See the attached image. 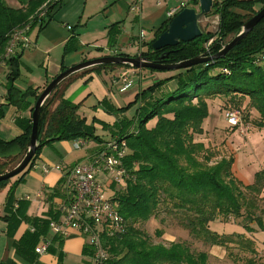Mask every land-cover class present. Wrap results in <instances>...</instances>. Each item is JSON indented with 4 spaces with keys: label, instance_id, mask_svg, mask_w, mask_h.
I'll return each instance as SVG.
<instances>
[{
    "label": "trees",
    "instance_id": "trees-1",
    "mask_svg": "<svg viewBox=\"0 0 264 264\" xmlns=\"http://www.w3.org/2000/svg\"><path fill=\"white\" fill-rule=\"evenodd\" d=\"M50 2L28 0L24 7L12 9L0 0V61H6L4 53L13 29L41 28L48 22L57 9L56 4ZM190 5L196 6V0ZM263 7L264 0H215L206 16H217L215 33L201 30L202 35L191 42L153 50V42L171 21L168 19L156 30L147 52L141 56L157 64L171 65L203 54L215 55ZM41 12L43 17H38ZM18 59L19 54L15 52L7 60L11 72L7 76L6 99L9 104L21 108L28 97L36 101L41 92L38 89L21 92L13 85ZM116 68L134 69L127 65H104L84 70L64 80L45 100L37 122L39 149L27 168L12 178L15 179L13 183L12 179L0 182V190L11 184L6 197L8 204L14 200L13 189L23 181L43 147L60 141L101 143L94 128L78 113L79 104L67 102L64 93L85 74ZM64 70L62 68L61 72ZM141 70L172 75L142 90L129 105L115 110L125 113L138 102H145L135 111V127L130 129L133 120L125 122L122 129H129L118 137L129 151L124 160L129 176L121 189L113 190L110 201L116 204L124 228L121 233L102 238L108 256L104 264H209V254L191 250L186 241H173L168 245L153 243L138 227L152 218L160 219L161 214L173 217L189 237L204 246L221 247L228 252L236 250L243 255L242 264H264L257 258L254 239L247 235L256 229L264 233L261 198L264 162L263 168L254 173L252 183L243 185L232 172L234 158L231 154L197 140L204 133L203 122L209 113L207 101L216 98L225 99L231 107L228 109L243 112L244 106L256 112L258 119L253 125L258 130L264 129V18L220 59L176 71ZM171 81L175 82L174 90L162 94L160 88ZM32 111L33 107L30 113ZM151 121L154 125L149 127ZM30 132L31 119L21 135L9 142L0 141L5 155L13 149L17 151L13 159L0 163V175L23 157ZM240 219L245 233L218 234L210 229V224L217 220L226 224ZM35 242L36 234L33 233L27 235L22 244L28 245L27 251L35 253Z\"/></svg>",
    "mask_w": 264,
    "mask_h": 264
},
{
    "label": "crops",
    "instance_id": "crops-1",
    "mask_svg": "<svg viewBox=\"0 0 264 264\" xmlns=\"http://www.w3.org/2000/svg\"><path fill=\"white\" fill-rule=\"evenodd\" d=\"M27 1L2 0L12 9L24 7ZM136 1L63 0L44 26L28 28L27 36L31 45L16 51L19 59L14 72L17 77L13 85L21 92L28 89H38V92H42L44 87L61 73L62 68L66 70L81 62L101 57H139L147 52L148 43L154 38L156 30L167 22L170 10L182 1H187L188 7L198 8V0L196 6L190 5L194 0H141L138 10L131 11L130 7ZM140 32H145L143 41L139 40ZM10 72L7 61L1 60L2 142H9L23 133L28 120L31 119L30 109L35 104L32 97H28L21 108L9 104L6 98L7 76ZM171 75L170 72L151 73L141 69L116 68L85 74L67 88L64 99L71 104H79L78 113L85 118L88 126L94 128L101 143L82 141L83 145L76 148L75 141L72 144L60 141L45 146L23 181L13 189L14 200L11 204L7 203L6 198L11 184L0 190V264H92L91 249L86 238L70 229L66 230L67 237L55 235L51 230V223L61 222L68 197L62 186L63 177L60 172L50 170L43 173V170L51 166L73 167L88 163L101 144L118 138L122 132L129 129H122L125 122L133 120L130 129L135 127V111L145 102H138L126 113H117L115 110L129 105L142 90ZM125 85L128 86L125 88ZM174 88L175 82L171 81L160 88V91L167 94ZM147 100L145 99L146 102ZM207 103L209 113H217L216 104L214 105L213 101ZM206 121L203 124L204 133L197 140L208 147L211 140L208 138L211 136L208 131L211 129L205 128ZM44 149L47 150L43 152ZM14 150L5 155L4 149L0 148V163L13 159L17 155ZM235 161L234 157V176L243 185H250L253 177L247 179L242 170L237 168L235 171ZM14 180L12 179L11 183ZM97 181L106 190L107 179L99 175ZM33 233L36 234L35 249L44 243L49 244L45 253H31L27 251L28 245L23 246L22 242L26 236Z\"/></svg>",
    "mask_w": 264,
    "mask_h": 264
},
{
    "label": "built area",
    "instance_id": "built-area-1",
    "mask_svg": "<svg viewBox=\"0 0 264 264\" xmlns=\"http://www.w3.org/2000/svg\"><path fill=\"white\" fill-rule=\"evenodd\" d=\"M63 0H51L50 4L57 7ZM141 0H137L130 7L131 11H137ZM187 1H182L177 7L167 14L168 19L173 18L188 6ZM41 12L38 17H43ZM218 21V18H217ZM28 27L15 28L9 34V40L4 53L5 60H9L17 51L24 50L31 45L27 36ZM145 32H140L139 40L143 41ZM211 41L208 42V45ZM128 85H125V88ZM124 88V89H125ZM240 109H227L223 112L226 125L236 128L240 125ZM75 147L83 145L82 141H75ZM129 151L123 140L113 138L103 143L93 153L88 163H80L73 167L65 165L51 166L43 170L48 173L50 170L60 172L63 177L62 186L68 197V204L64 208L63 218L60 223H51V230L55 235L67 237L66 230L77 231L86 238L87 245L91 249L92 264H104L108 258L103 247L102 238L111 237L121 233L124 228L122 218L117 212L114 202L110 197L104 198L102 185L98 183L99 175L107 179V186H122L128 178L129 173L124 165V160ZM112 193V192H111ZM47 243L35 249L36 254H43L48 248Z\"/></svg>",
    "mask_w": 264,
    "mask_h": 264
},
{
    "label": "rangeland",
    "instance_id": "rangeland-1",
    "mask_svg": "<svg viewBox=\"0 0 264 264\" xmlns=\"http://www.w3.org/2000/svg\"><path fill=\"white\" fill-rule=\"evenodd\" d=\"M217 17L209 16L205 19H201L199 27L201 30L206 32L217 31ZM214 105L216 104L217 113H208L205 120V128L211 134L208 137L210 142L209 147H214V149L223 150L225 154H231L233 158L235 157V171L237 168L243 171V175L247 179H252L254 173L258 171L264 162V129L258 130L253 122L258 119L256 112L242 107L240 125L236 128H230L226 125L223 112L225 109L231 108L223 98H216L212 100ZM208 104V103H207ZM131 109V108H130ZM129 110V109H128ZM126 110L125 113L128 111ZM204 120V122H205ZM203 122V124H204ZM154 125V121L148 123L149 127ZM214 128V129H212ZM214 137V138H212ZM106 139V138H103ZM82 141V140H79ZM68 144H72V141H66ZM44 149L43 152H45ZM261 164V165H260ZM252 181L250 182V184ZM106 190L103 192L104 198L111 197L112 193L110 190L121 189L120 186L112 187L105 185ZM262 201L264 202V189L261 193ZM264 203H262V206ZM159 218L163 219H150L148 222L139 225L138 227L145 232L153 243H161L168 245L173 241H186L193 251H204L209 254V264H242L240 260L243 255L238 253L236 250H230L229 252L221 247L215 246H204L200 242L193 240L189 237L188 232L179 226L176 220L172 217H167L161 214ZM264 221V218H263ZM242 220L230 221L229 223H222L220 220L215 221L211 224L212 230L218 234H230L233 232H244L241 224ZM256 229V226L253 225ZM160 232V235H157ZM256 245H257V258H259L264 263V233L256 229L254 234H249Z\"/></svg>",
    "mask_w": 264,
    "mask_h": 264
},
{
    "label": "water",
    "instance_id": "water-1",
    "mask_svg": "<svg viewBox=\"0 0 264 264\" xmlns=\"http://www.w3.org/2000/svg\"><path fill=\"white\" fill-rule=\"evenodd\" d=\"M213 6L212 0H198V8L187 7L177 13L166 26L152 44L153 50H159L165 47H175L179 43H188L202 35L199 27V21L205 18L211 11ZM264 18V7L261 8L254 16L247 20L241 31L234 36L229 42L224 44L217 54L212 56H205V54L198 57L182 61L176 64L163 65L157 64L146 57L129 58L125 56H111L101 57L93 60L81 62L75 66L67 68L55 78H53L42 90L39 97L35 101L33 111L31 113V132L27 150L20 161L10 170L0 175V182L15 178L21 174L29 165L37 149L40 145L37 142V122L38 115L45 100L55 90V88L69 77L82 72L84 70L104 65H119L130 66L134 69H148L155 71H176L180 69L189 68L198 64L214 61L224 57L226 52L232 49L241 39H243L253 28Z\"/></svg>",
    "mask_w": 264,
    "mask_h": 264
}]
</instances>
